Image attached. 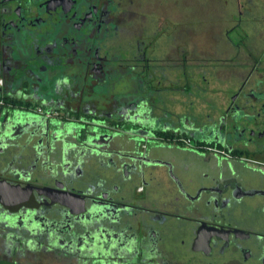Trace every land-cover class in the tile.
Instances as JSON below:
<instances>
[{
  "label": "flooded vegetation",
  "instance_id": "1",
  "mask_svg": "<svg viewBox=\"0 0 264 264\" xmlns=\"http://www.w3.org/2000/svg\"><path fill=\"white\" fill-rule=\"evenodd\" d=\"M0 264H264V0H0Z\"/></svg>",
  "mask_w": 264,
  "mask_h": 264
}]
</instances>
